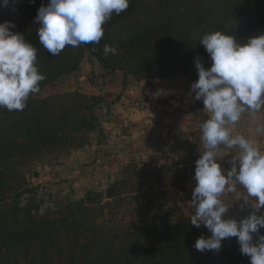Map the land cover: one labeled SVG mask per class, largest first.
Segmentation results:
<instances>
[{"label":"trees","instance_id":"trees-1","mask_svg":"<svg viewBox=\"0 0 264 264\" xmlns=\"http://www.w3.org/2000/svg\"><path fill=\"white\" fill-rule=\"evenodd\" d=\"M47 3L9 0L0 6V22L14 23L11 30L37 48L38 69L46 76L24 110L0 107V264H250L236 237L222 241L219 251L194 248L209 233L180 213L201 153L192 140L176 139L160 165L128 160L104 190L44 210L28 176H37L35 165H57L102 133V96L43 93L76 72L86 57L102 75L120 74L123 84L128 77L140 81L176 73L193 83L196 59L205 68L212 63L200 37L221 31L243 43L264 33V0H130L127 10L105 23L98 44L66 46L58 56L37 36L34 17ZM105 45L115 46L116 53L105 55ZM104 107L108 111L110 104Z\"/></svg>","mask_w":264,"mask_h":264},{"label":"clouds","instance_id":"clouds-1","mask_svg":"<svg viewBox=\"0 0 264 264\" xmlns=\"http://www.w3.org/2000/svg\"><path fill=\"white\" fill-rule=\"evenodd\" d=\"M8 3L0 0V6ZM129 4L130 0H48L34 17L40 25L39 43L52 56H58L66 46L98 44L105 23L113 14L127 10ZM14 28L11 21L0 22V107L22 111L29 96L40 92V82L46 76L38 69L37 48L25 35L11 30ZM242 41L221 31L206 33L199 40L212 63L205 68L196 59L198 79L190 91L211 115L199 125L205 150L195 161L196 183L190 202L195 212L190 223L203 225L209 233L196 239L197 251H219L222 241L236 237L240 253L250 258V264H264V235H259L264 228V212H260L264 208V154L245 136L233 135L230 127L245 111L255 114L264 109V33ZM116 51L115 46L105 45V55ZM164 94L158 89L152 96L156 99ZM255 131L264 132V125ZM221 145L239 150L229 160L228 169L219 163L224 156L218 155ZM237 185L252 198L242 199L240 210L244 211L245 205L253 209L239 221L225 219L231 205L221 199L225 192L236 191Z\"/></svg>","mask_w":264,"mask_h":264},{"label":"rangeland","instance_id":"rangeland-1","mask_svg":"<svg viewBox=\"0 0 264 264\" xmlns=\"http://www.w3.org/2000/svg\"><path fill=\"white\" fill-rule=\"evenodd\" d=\"M191 84L180 73L140 81L128 77L123 84L120 74L102 75L97 62L86 57L76 72L46 87L44 94L78 90L102 96L110 109L106 111L105 104L102 105V133L93 135L89 146L65 155L57 165L40 163L33 167L37 176H28V181L34 188L35 197L42 203L41 210L82 198L90 190H104L128 160L160 165L178 138L196 142L195 150L202 153L205 149L201 130L188 135L181 131L193 128L195 122L201 123L208 116L195 113L198 106L204 107L202 100H195L194 94L185 98V90ZM158 89L164 90L165 94L153 99L152 93ZM164 134L172 136L163 139ZM233 155L234 152H229V157ZM195 183L193 178L190 179L182 193L185 203L181 205L180 213L189 217L195 212L190 204ZM240 186L221 196L224 203L231 205L225 219L239 221L253 211L246 205L244 211L240 210L244 204L242 199L249 198ZM260 212H264V208Z\"/></svg>","mask_w":264,"mask_h":264},{"label":"crops","instance_id":"crops-1","mask_svg":"<svg viewBox=\"0 0 264 264\" xmlns=\"http://www.w3.org/2000/svg\"><path fill=\"white\" fill-rule=\"evenodd\" d=\"M185 92H187V93H185V95H186L185 98H187V99L190 98V95H193V93L190 91V87L186 88ZM196 112L198 114L201 113L202 115L208 114L206 119L210 118V115H211L207 111V109H204L203 106H200V107L198 106L195 113ZM193 125H194L193 128L189 127L188 130H185V129L181 130L183 135H188L195 130H200V127H199L200 123L196 124V122H195V124H193ZM258 125H264V109H262L261 111L255 113V114H250L248 111H245V113L242 114L241 119L237 123H235L234 125H230V127L232 128V131H235L237 134H241V135L245 136L247 139H249L250 141H252L261 150V153L264 154V132L257 133L255 131V129ZM170 136H172V135L164 134L163 139H166ZM199 150L202 151L201 148H199ZM231 151L234 152V155H238V153H239L238 148L228 149L223 145L220 146V152L218 153V155H224L219 160V163L221 164L222 168L228 169L230 167L228 162L232 158V157H229V152H231ZM240 187H243V186H240ZM242 190L245 191L244 188ZM250 199H252V198H250Z\"/></svg>","mask_w":264,"mask_h":264}]
</instances>
